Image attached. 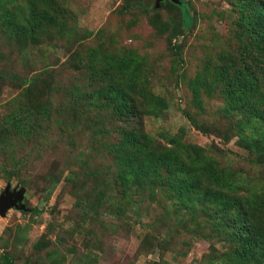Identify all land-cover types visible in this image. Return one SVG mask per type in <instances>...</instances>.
Segmentation results:
<instances>
[{
	"label": "rangeland",
	"instance_id": "obj_1",
	"mask_svg": "<svg viewBox=\"0 0 264 264\" xmlns=\"http://www.w3.org/2000/svg\"><path fill=\"white\" fill-rule=\"evenodd\" d=\"M180 1L0 0V264H264V0Z\"/></svg>",
	"mask_w": 264,
	"mask_h": 264
},
{
	"label": "water",
	"instance_id": "obj_2",
	"mask_svg": "<svg viewBox=\"0 0 264 264\" xmlns=\"http://www.w3.org/2000/svg\"><path fill=\"white\" fill-rule=\"evenodd\" d=\"M172 3L180 4V0H169ZM158 0H155L157 3ZM21 199L20 192H14V190L9 192V187L7 186L1 193H0V216H3L5 211L10 208H22V206H18V202Z\"/></svg>",
	"mask_w": 264,
	"mask_h": 264
},
{
	"label": "trees",
	"instance_id": "obj_3",
	"mask_svg": "<svg viewBox=\"0 0 264 264\" xmlns=\"http://www.w3.org/2000/svg\"><path fill=\"white\" fill-rule=\"evenodd\" d=\"M182 2V1H180ZM183 4V2H182ZM185 118L190 122V124L197 130V131H200V128L195 124V122L188 116V115H185ZM262 163H264V161L261 160ZM4 262L5 264H12L11 261L9 259H7L6 257H4Z\"/></svg>",
	"mask_w": 264,
	"mask_h": 264
}]
</instances>
